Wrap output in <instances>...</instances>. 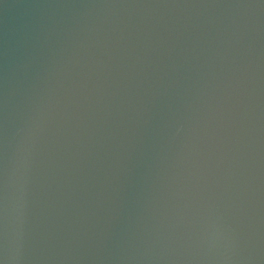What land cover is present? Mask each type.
I'll return each instance as SVG.
<instances>
[{
  "label": "water",
  "instance_id": "obj_1",
  "mask_svg": "<svg viewBox=\"0 0 264 264\" xmlns=\"http://www.w3.org/2000/svg\"><path fill=\"white\" fill-rule=\"evenodd\" d=\"M0 264H264V0H0Z\"/></svg>",
  "mask_w": 264,
  "mask_h": 264
}]
</instances>
